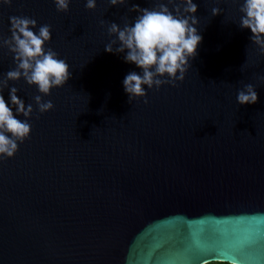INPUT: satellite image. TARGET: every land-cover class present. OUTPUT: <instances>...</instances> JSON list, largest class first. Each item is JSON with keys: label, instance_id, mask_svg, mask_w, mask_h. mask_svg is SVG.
I'll use <instances>...</instances> for the list:
<instances>
[{"label": "water", "instance_id": "95a60500", "mask_svg": "<svg viewBox=\"0 0 264 264\" xmlns=\"http://www.w3.org/2000/svg\"><path fill=\"white\" fill-rule=\"evenodd\" d=\"M238 2L193 0L197 54L178 87L144 86L147 105L129 103L123 86L142 70L105 46L108 24L156 0H96L95 11L70 0L67 13L54 0L0 5V37L11 36L10 16L49 24L47 47L71 71L43 97L55 105L43 115L38 89L9 82L36 111L31 138L0 160V264H264V55L238 27ZM14 67L0 49V78ZM248 83L259 100L241 106Z\"/></svg>", "mask_w": 264, "mask_h": 264}, {"label": "clouds", "instance_id": "9594fccd", "mask_svg": "<svg viewBox=\"0 0 264 264\" xmlns=\"http://www.w3.org/2000/svg\"><path fill=\"white\" fill-rule=\"evenodd\" d=\"M227 2L230 0H215L216 4ZM54 3L58 12H69L70 0H54ZM107 3L110 6H125L129 0H107ZM238 3V27L251 31V43L264 55V0H242ZM12 4L13 0H0V5L11 7ZM85 6L89 11H95L96 0H86ZM197 10L193 0H156L151 8L133 4L129 11L138 15L133 22L123 17V27L116 23L108 24V35L112 39L105 46V51L125 54L126 63L142 70V74L135 71L128 73L123 81L129 103L142 99L148 104L145 85L150 90L159 91L165 85L175 88L179 86L178 82L185 81L191 67L190 60L195 58L202 42ZM221 12L220 7L211 9L213 16ZM9 20L11 36L0 37V49L8 50L15 67L0 78V160L16 156L19 146L31 138L32 125L29 121L36 109L43 115L55 108L52 100L43 97L51 96L53 89L63 88L71 78L67 61L60 58L53 48L47 47L52 41L51 25L38 26L36 19L24 15L10 16ZM104 24L101 21V25ZM37 28L38 31L33 30ZM259 79L264 83V76ZM21 80L38 89L40 94L33 97L36 109L18 97L16 87H9V82ZM5 89H9L10 104L3 96ZM236 100L241 106L258 103L256 86L244 84L237 91ZM17 116L25 119H18Z\"/></svg>", "mask_w": 264, "mask_h": 264}, {"label": "trees", "instance_id": "16d2710c", "mask_svg": "<svg viewBox=\"0 0 264 264\" xmlns=\"http://www.w3.org/2000/svg\"><path fill=\"white\" fill-rule=\"evenodd\" d=\"M207 264H229L227 262H211V263H207Z\"/></svg>", "mask_w": 264, "mask_h": 264}]
</instances>
